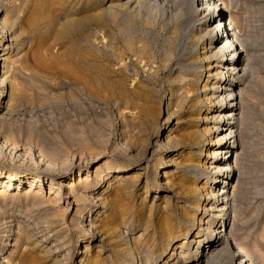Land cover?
I'll use <instances>...</instances> for the list:
<instances>
[{
  "label": "bare ground",
  "instance_id": "1",
  "mask_svg": "<svg viewBox=\"0 0 264 264\" xmlns=\"http://www.w3.org/2000/svg\"><path fill=\"white\" fill-rule=\"evenodd\" d=\"M50 1L51 0H11L9 4H2V0H0V94L4 93V86L10 84V91L7 89V93L5 94L8 97L6 100L7 102L5 103L4 101L2 104L0 103V119L7 114H11L14 107L16 106L15 108H17V104L19 103L17 99L18 93L12 89L14 80L12 81L13 78L11 79V77L14 73H20L21 75V72L18 71H20V68L26 63L23 51L29 44L26 39L23 40V38L18 41L17 30H26V28H24V24H26L28 28L39 33L40 31L37 28L36 22L40 17L48 14L45 12V9L50 10L52 8ZM159 1L160 4L158 5L160 6H158V9L163 14L162 16H165L168 22L172 25L174 33L181 30L180 28L182 27L183 21H186V19L189 20L191 31H196L193 33V38L196 39V41L199 40L204 49L202 53L200 51L195 52L196 54L198 53L200 59L202 58L208 62L206 65L200 66L197 77L191 81L194 84H192L193 86L184 87L186 83H188V79H186V77H180V73H177L173 80H178L180 82V85H178L181 87H179V97L177 99L180 107L187 110L186 112L188 113L197 112L199 117V120H197L199 121L197 129H192L190 127L188 130H185L186 132L184 134L181 136L179 134V136H177L174 132L177 131L176 128L179 126V121L181 120L177 119L176 122L172 120V118L176 116L177 111L175 108V101L172 97L173 88L171 86L166 88L168 91L167 93L170 96L167 109L163 108L162 111L163 99L160 100L161 112L157 111V113L161 114L166 110L165 113L167 116L163 121V128L162 126L161 128H156L157 130L154 134L156 139L153 144H156L155 146L160 148L162 146L167 148L172 147L177 154H180L184 148L189 147L191 150L190 156L186 159V161H188L187 164H185L186 161L181 164V162L179 163L180 160L175 161L173 158H166L167 160H164L162 166H160L161 170L157 167L158 172L157 175H155V188L153 189L155 190V193L151 194L153 201L150 206L154 205L156 201L164 199L165 204L162 208L166 210V214H164L161 219L157 220L158 223L153 225L154 228L151 233H149L150 231L148 228L153 224L150 225V223L151 221H154L152 220L154 219V217L152 218L153 214L149 213L150 215H147L148 219L146 220L143 232L138 235L136 240L135 238L132 239L131 247L129 249H123L113 261L106 258L107 250H105L106 248L103 238H99L100 245L98 246L97 254H94V243L96 242L98 235L96 222L99 219L97 220V217L93 218V214H103L99 210V207L106 209V197H103V195H105L107 190L109 192V189H113L114 184L117 181H119L118 185H121L122 182H128V180H131L134 176L139 182L143 179L146 180L145 187H148L149 176L147 173L149 167L152 166V161L149 160L142 165L141 160L146 159L143 156L146 153L139 151L140 154L139 156L137 155L138 162L136 161L133 163V166L130 164L109 163L108 165H105L104 168H96L92 171L89 168L84 169L80 166L81 161L78 159L79 151L77 153L73 151L75 154L70 152V154L73 155L70 159V154H66L67 151L65 150L66 152H64L62 150L64 147L63 145L62 148L60 146L61 144H57L58 147L52 145L53 148H49L50 145L45 144V142L43 143L44 145L42 144L40 151H36L35 153L32 147L28 148L26 143L25 145L17 143L15 140L17 137L14 139L12 136L15 134L10 135V132L9 136L12 138L7 137L4 140H0V216L5 215L4 219L2 218L3 222L0 223V245L2 244L0 247V264H11L10 258L17 253L21 245L29 241L34 243L32 249L40 248L41 252L43 251L44 254L53 257L55 256V261H58L55 263L58 264H264L263 252H257L259 253L257 261L249 259L248 255L242 253L236 246V241L233 236L234 223L238 213L236 212L235 197L236 194H238L237 191L240 184V156L238 148L240 146L239 139L241 137L238 128L240 124H243V117L245 121H248L250 118V111L244 114L241 109L244 91L243 85L247 82L253 65L252 55L246 45V40L243 39L240 33L239 20H237L238 17L233 16V12H236L235 8L238 7L236 4L234 6L233 2L231 3L232 0H111L104 8L101 9L100 7V12L92 17L94 19L97 17L102 19L112 10L117 8H125L132 11H141L140 9L144 8L146 11V8L151 6L155 7L153 4L155 2L159 3ZM94 5L95 4H93V6ZM23 9L28 11V16L26 15L25 19L22 17ZM156 10L157 8L151 9L150 13H155ZM74 18L66 19L65 17L66 21H63L64 18L61 19L65 23L61 20H59V23L62 22L61 25L64 24L66 30L77 24H82V21L79 19L73 21L72 19ZM194 46L198 47V44L195 43ZM171 53L173 54V52ZM171 53L170 56L172 55ZM40 60L39 55H36V66H34V71H39L38 66L41 63ZM168 60H170V58L167 55L163 59V63L167 64ZM181 70L182 69L180 68V71ZM24 77H28L27 79H29L31 76L28 75ZM34 78L35 76L31 77L29 80H24L25 82H30L29 85L33 86L34 80H37V77L36 79ZM17 81L19 82V79ZM19 84L21 85V83ZM129 102L130 100L126 97V104ZM155 105H157V103H155ZM140 106L141 104H139V102H135L129 105V107L123 106L121 108L120 106L118 107L119 112L117 111V113H119L118 115L120 118L124 119L126 113H128V108L136 110ZM147 112L150 113V116L152 115L149 110ZM160 114L157 115L161 116ZM152 119L155 120V118ZM124 120L126 121L127 119ZM157 121L158 120H156V123ZM107 122L108 121H106V123ZM102 123L104 122L100 121V124ZM133 123L131 121L130 124ZM152 123L154 124L155 122L153 121ZM124 124L125 122L123 121L119 124V149L125 148L128 151L129 146L131 147L130 144H132L129 141H132V138L129 140L130 137L127 138V135H124L125 130H127L125 127L129 126L127 124L125 126ZM157 124L150 125V127L157 126ZM131 127H133L132 129H136L133 125ZM74 128L75 130H78V128ZM95 128L96 127H94V130L92 131L96 132ZM101 129L103 130V128ZM69 130L72 131L74 129L70 128ZM99 130H97L98 133ZM141 130L145 132V129ZM103 131H105V129ZM127 131L128 136H130V130ZM142 131L141 133H143ZM77 133V136L79 135L80 139L85 136L83 132L82 134L84 136L82 135V137H80L79 132ZM138 133L136 134L138 135ZM70 134L72 138L76 135L71 132ZM70 134L68 136H70ZM99 134L98 136L100 137ZM135 135L133 134V136ZM106 136L105 139L107 138ZM71 137L70 142H72ZM74 138H76V136ZM144 138L145 136L143 139ZM147 138H149L148 135ZM95 139H97V142L99 140L102 141L104 136ZM137 139L139 141V138ZM75 140L73 142H75ZM146 140L149 143L148 139ZM104 142L103 145L105 144L106 146V142ZM147 142L144 141V144ZM186 142L187 144H185ZM81 143L79 141L76 145L71 144L77 146L79 144L81 145ZM87 143H89V140ZM92 144L91 146L93 147ZM96 144L99 145V143ZM100 145H102V143ZM84 146L82 148L85 152L88 147L86 145L87 148L85 149ZM94 146L97 145L94 143ZM115 146L117 147V145ZM116 147L114 148L116 149ZM93 150L94 149L92 148L88 151H92L94 154ZM98 150L96 148L97 152ZM82 151L80 153L84 154ZM37 153L38 155H36ZM93 154L91 155L94 157ZM97 155L98 154H96V156ZM77 161L79 162L77 163ZM130 171L135 172V175L131 177V179H128L130 176H127V173ZM237 173V181L234 183V178ZM92 174L94 175L93 178H91ZM136 179L133 180L136 181ZM105 181L107 186L104 185ZM163 185H166L167 187L170 186V188L167 190L163 189L161 187ZM173 185H176L178 191L173 190ZM21 186L28 187V190L25 193H20L19 187ZM47 186L49 187L48 189L50 193L48 197L43 194V191ZM159 189L165 192L167 191L166 195L162 196L161 193L159 194V192H157ZM12 190L18 191L12 192ZM116 196H119V194ZM20 200H22V202L25 201L26 203L30 202V204L40 209L45 207L44 205L47 202L53 203L57 208L54 209L55 207H52L53 210H51L53 212L49 208L50 212L43 216L44 222L38 220L41 221L42 224L41 222L38 224L37 219H35L37 223H35L34 226H36V224L39 225H37V228H26L22 222L17 221L16 224L12 223L15 215H13L14 213L12 212L11 207L14 203ZM60 203H63L62 206L59 205ZM156 206H161V204L158 203ZM72 208L73 210L75 208V213H73L72 221H70V223H67L66 219L63 221V219L59 220V217V219L56 218V215L59 213L65 214V212L67 213V211ZM125 215L126 216L123 217L125 220H122V222L124 221L123 224L126 225L127 231L124 232L128 235L129 232H133L137 227L134 226L135 217L132 216L133 218L130 219L131 216L128 215V213H125ZM119 217H121V215ZM13 225L16 226V230H14ZM118 226L119 225L117 224L113 227L119 229ZM78 228L82 229V233H84L83 236H77L74 238H71V236L69 237L67 230L74 231ZM9 240H12L13 243H10ZM147 241L148 244H150L145 250V244H147ZM9 246L15 247L14 250H11ZM5 247L6 250L4 249ZM80 248H83L81 252ZM64 251L65 253L63 254V257L57 258ZM102 251H105V258H102L100 255ZM249 251L252 253L251 250ZM153 254H156L155 259H152ZM63 259L67 260L64 261ZM76 259H78L77 262ZM34 262L35 259L33 257H30L29 259L20 257L18 264H35Z\"/></svg>",
  "mask_w": 264,
  "mask_h": 264
},
{
  "label": "rangeland",
  "instance_id": "2",
  "mask_svg": "<svg viewBox=\"0 0 264 264\" xmlns=\"http://www.w3.org/2000/svg\"><path fill=\"white\" fill-rule=\"evenodd\" d=\"M109 1L111 0H96V4L95 0H51L50 4L52 5V8L50 10L45 9V12L48 14L40 17L36 22L37 28L40 31L39 33L28 28L26 24H24L26 30H17L18 41L22 38L23 40L26 39L29 45L25 47L23 51L26 63L20 68V71H18L21 72V75L20 73H14L11 77V79L13 78L12 81H15H13L12 89L18 93L17 99L19 103L17 104V108H15L16 106L14 107L11 114H7L3 117L4 119H0V140H4L7 137H13L14 139L17 137V139H15L17 143L20 145H25L26 143L28 148L32 147L35 153L36 151H40L42 144L45 142V144L50 145L49 148H51L52 145L58 147L57 144H61V148L64 146L62 150L64 152L67 151L66 154H70V152L73 151L77 153L79 151L78 156L82 157H78L81 161L80 166L84 169L89 168L92 171L96 168H104L105 165H108L109 163L130 164L133 166V163L137 161L140 152L146 153L143 155L146 159H142L141 162L143 165L149 160L152 161V166H150L148 170L149 174L147 173L149 176V186L145 187L146 180L143 179L139 182L134 176L135 172L130 171L127 173V176H130L128 179H131V177L134 176L131 180H128V182H122L121 185H118L119 181H117L114 184L113 189H109V192L107 190L105 195H103V197H106V209L99 207V210L104 215H97V213L93 214V218L97 217V220L99 219L96 222L98 235L97 240L94 243L93 253L97 254L100 239L103 238L105 242V250H107V256L105 251H102L100 255L102 258H105L106 256L108 260L113 261L123 249H129L131 247L132 239L135 238L136 240L138 235L143 232L146 220L150 214H153L152 218L154 217V219L152 220L154 221H151L150 223V225L153 224L148 228L150 231L149 233L153 230V225L158 223L157 220L161 219L162 216L166 214V210L162 208L165 204L164 199L156 201L154 205L150 206L153 201L151 194L155 193V190L153 189L155 188V175H157L158 172L157 167L161 170L160 166H162V162L170 158H173L175 161L180 160L179 163L181 162V164H183L190 156L191 150L189 147L184 148L180 154H177L172 147L167 148L162 146L160 148L155 146L156 144H153L156 139L154 134L158 127L161 128L162 126L163 128V121L167 116L165 113L166 110L164 113H157V111L161 112L160 100L163 99V111V108L167 109L168 101L170 100L166 88L171 86L173 88L172 97L175 101V108L177 111L176 116L173 117L172 120L174 122H176L177 119L181 120L179 121V126L176 128L177 131L174 132L177 136H179V134L180 136L184 134L186 132L185 130H188L190 127L192 129H197V124L199 122L197 121L199 120L197 112L188 113L186 112L187 110L180 107L177 100L179 97V87H181L179 86L180 82L178 80H173L177 73H180V77L182 76L188 79V83H186L184 87L193 86L194 84L191 81L197 77L200 66L206 65L208 62L202 58L200 59L198 53L196 54L197 51L202 53L204 49L202 43L193 38V33L196 31H191L189 20L186 19V21H183L182 27L180 28L181 30L174 33L172 25L168 22L165 16H162L163 14L158 9L160 1L159 3L155 2L153 4L155 7L151 6L146 8V11L144 8L140 9L141 11L117 8L112 10L102 19H99L98 17L94 19L92 16H95V14L97 15V13L100 12ZM10 2L11 0H2V4H9ZM232 2L234 6L236 4L238 7L235 8L236 12H233V16L238 17L237 20H239L240 33L243 39L246 40V45L252 55L253 63L248 80L243 85L244 91L241 107L244 114L250 111V118L248 121H245L243 117V124H240L238 128L241 137H239L240 146L238 148L240 156V184L238 186V194H236L235 197L236 212L238 213L234 223L233 236L236 241V246L241 252L248 255L249 259L257 261V258L259 257V253L257 252L264 253V0H232L231 3ZM93 4L95 5L93 6ZM154 8H157L156 12L150 13L151 9ZM26 15L28 16V11L23 9V19L26 18ZM65 17L66 19L76 17L72 20L79 19L82 21V24H77L66 30L65 25H61L63 21H66ZM61 19H63V21ZM59 20L62 22L59 23ZM195 43L198 44V47L194 46ZM171 52H173V54ZM170 53L172 54V57L170 56ZM36 55H39L41 59V63L38 66L39 71H34V66H36ZM167 55L170 60H168L167 64H164L163 59ZM180 68L182 69V72L180 71ZM28 75L31 77L35 76L34 79L37 77V80H34L33 82V86H30V82L26 81V83L24 80L28 78H25L24 76ZM17 78L19 79V82L17 81ZM16 84H18L19 87ZM7 85L4 86V93L0 94L1 104L4 101L6 103V100L8 99L5 94L7 93V89L10 91V84ZM126 97L130 100L129 103L133 104L139 102L141 106L136 110L128 108V113H126L124 118L127 120L125 121L120 118L117 111L120 106L122 108L123 106L129 107V105H131L129 103L126 104ZM155 103H157V105H155ZM148 110L152 113L151 116L154 117L150 116V113L147 112ZM157 114H160L161 116H158ZM152 118H155V120ZM130 119L132 123L134 122L133 124H130ZM156 120H158V124L156 123ZM100 121L104 123L100 124ZM106 121L108 122L106 123ZM122 121L125 122V126L126 124L129 125L125 128L130 130V136H128L127 130H125L124 135H127V138L130 137L129 140L132 138V141H129L132 144H130L131 147L129 146L128 151L125 148L119 149L120 139L118 138V133H120L119 124ZM153 121L157 126L150 127V125H156L155 123H152ZM132 125L134 128L136 127V129H132ZM68 127L74 129L72 131H75L74 133L76 135L69 130L70 128ZM74 127H76V129L78 128V130H75ZM94 127H98L97 129L95 128L96 132L92 131L94 130ZM101 128H103V130L105 129V131ZM141 129H145V132ZM97 130H99V133L101 134H99ZM138 131L139 133H141V131L143 133L139 134ZM68 132L69 134L70 132L74 134L76 138H74L75 136L72 138L71 134L68 136ZM77 132L80 133V137L84 134L85 136H83L85 138L83 137L80 139L79 135L77 136ZM9 133L10 135L15 134L16 136L14 135L10 137ZM97 133L100 137L104 136L102 141L104 142L105 140L106 146L105 144L103 145L101 140L97 142V139L95 138H100ZM136 133H138V135ZM105 134H109L110 136H106ZM133 134L136 135L133 136ZM147 135L149 138H147ZM105 136L109 139H105ZM142 136H145L149 143L145 138L143 139ZM70 137L72 138V142H70ZM135 138H139V141ZM74 140L75 142H73ZM78 140L80 143L84 142L81 143V145L79 144L75 146L79 143ZM88 140L90 144L87 143ZM144 141L148 144H144ZM71 143L75 145H72ZM94 143L97 146H94ZM96 143H99V145ZM101 143L102 145H100ZM185 144H187V142ZM115 145H117V147ZM83 146L85 149L87 148L85 152L82 148ZM98 146L101 147L99 148ZM114 147H116V149ZM92 148L95 151L96 148L99 150L98 152L93 150V154L92 151H88ZM81 151L84 152V154L80 153ZM38 153L36 155H38ZM91 154H93L94 157ZM96 154L98 155L96 156ZM71 156L73 155L70 154V159ZM78 162L79 161H77V163ZM187 163L188 161L185 162V164ZM93 166L96 167L94 168ZM93 177L94 175L92 174L91 178ZM237 177L238 173L234 178V183L237 181ZM133 179H136V181ZM104 185L107 186L106 181L104 182ZM161 187L166 190L170 188V186L167 187L166 185ZM48 188L49 187L47 186L43 191V194L47 197L50 195ZM172 188L173 190L178 191L176 185H173ZM27 190L28 187H19L20 193H25ZM17 191L18 190H12V192ZM157 192H159V194L161 193L162 196L167 193V191L165 192L160 189ZM118 194L119 196H116ZM21 202L22 200L17 201L11 207L12 212L14 213L13 215H15L12 223L16 224L17 221L22 222L26 228H37L39 222H44L43 216L47 215V213H49L51 209L53 210L54 207V209L57 208L53 203L48 202L42 209L33 206L30 202ZM158 203H160L161 206L157 207L156 204ZM62 204L60 203L59 205L62 206ZM73 213H75V208L74 210L73 208L68 210L65 214L59 213L56 215V218L59 217L60 219H58H63V221L66 219V222L70 223V221H72ZM125 213H128V215L131 216L130 219L133 218L132 216L135 217L134 226L137 227L136 230L129 232L128 235L125 234L127 231L126 225L123 224L124 221L122 222V220H125V218L123 219V217L126 216ZM40 215L42 216V219ZM120 215L122 218L119 217ZM4 217L5 215L0 216V223L3 222ZM35 219H37V221L41 220L38 221L36 226H34L35 223H37ZM117 224L119 225V229L113 227ZM13 228L14 230L17 229L15 225H13ZM67 231L71 238L77 236L82 237L84 234L80 228L74 231ZM9 241L10 243H13L12 240ZM146 243L145 250L150 244H148V241ZM1 246L2 244L0 247ZM33 246L34 243H31V241L21 245L17 253L10 258L11 264H18L20 257L27 259L33 257L35 259V264H58L55 263L58 262L55 261V256L53 257L44 254L43 251L41 252L40 248L32 249ZM9 247L11 250H14L15 248L13 246ZM4 249L6 250V247ZM82 250L83 248H80V252ZM249 250H251L252 253ZM64 253L65 251L57 258H62ZM155 255L156 254L152 255V259H155ZM78 259H76V262ZM63 260L65 261L67 259Z\"/></svg>",
  "mask_w": 264,
  "mask_h": 264
}]
</instances>
